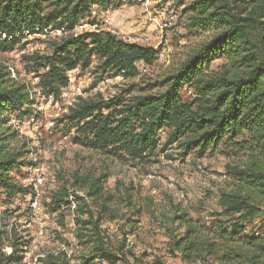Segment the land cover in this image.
I'll return each instance as SVG.
<instances>
[{"label": "trees", "instance_id": "1", "mask_svg": "<svg viewBox=\"0 0 264 264\" xmlns=\"http://www.w3.org/2000/svg\"><path fill=\"white\" fill-rule=\"evenodd\" d=\"M114 0H0V54L9 53L27 35L59 31L64 36L51 46L49 55L25 57L26 69L36 74L42 96L60 99L68 86V74L85 70L97 59L100 74L133 79L138 65L152 66L158 51L128 43L109 31L70 34L92 13ZM190 27L210 36L188 52L183 62L160 81L159 94L135 97L121 106L117 98L107 102L80 101L60 123L77 127L78 140L86 148L105 155L143 162L158 147L176 144L181 157L190 152L202 157L223 149L242 160L226 166L229 189L219 193L220 213L209 224H200L182 211L169 220L177 225L170 233V252L186 264L213 261L218 264H264V222L249 227L264 214V0H192ZM94 24H91V26ZM221 60L223 65L210 70ZM187 89L191 100H183ZM27 86L10 77L0 64V192L4 203L29 190L17 182L18 173L30 166L26 144L12 130L13 118L32 114ZM102 177L74 176L72 186L83 192L76 200V239L84 254L78 264L128 263L125 239L115 250L107 247L101 216L89 208L95 202L107 212L111 197L103 192ZM66 190L55 194L56 208L69 205ZM55 208V209H56ZM54 209V210H55ZM13 239V241H12ZM0 240L2 233L0 232ZM9 253L0 249V264H22L28 240L8 233ZM41 264H70L64 252L48 254ZM154 264H163L155 260Z\"/></svg>", "mask_w": 264, "mask_h": 264}, {"label": "rangeland", "instance_id": "2", "mask_svg": "<svg viewBox=\"0 0 264 264\" xmlns=\"http://www.w3.org/2000/svg\"><path fill=\"white\" fill-rule=\"evenodd\" d=\"M226 1V0H222ZM106 9L92 7L90 16L70 34L77 35L94 30L109 31L128 43L149 46L158 51L152 66L138 65L139 74L125 79L100 74L97 59L93 57L85 70H74L71 81L60 99L45 97L37 88L38 78L28 72L25 57L49 55L51 45L64 35L48 31L25 36L14 51L0 54V64L14 73L15 81L25 84L32 94V114L38 120L28 126L13 123L20 143L31 151L36 166L18 173L26 196H16L12 203H4L0 192V249L9 253L8 233L12 237L28 240L37 246L36 255H46L63 244L75 251L73 264L84 254L76 239V206L74 195L84 194L72 186L74 176L106 175L102 180L103 192L111 197L108 210L102 213L95 202L89 208L101 218V230L108 238L107 247L115 250L121 239L130 247L127 264H186L170 252V233L177 234V225L169 220L176 211H182L200 224H209L220 213L217 205L219 193L229 189L226 166L238 164L242 158L223 153V149L198 157L189 153L181 157L176 144L164 146L166 132H161L157 149L143 162H133L93 151L78 142L80 133L72 124L60 123L69 109L80 101L107 102L117 98L121 106L130 104L135 97L160 93V81L173 72L185 55L197 49L210 36L190 27L191 13L185 11L192 0H114ZM172 18L171 25L160 30V24ZM91 24H94L91 26ZM223 65L215 61L210 70ZM79 90V91H78ZM183 100H191L187 89H182ZM25 121V122H24ZM53 123L51 127L47 124ZM27 172L26 174H24ZM40 175L38 196L32 194V182ZM66 190L69 205L56 208L55 194ZM56 208V209H55ZM55 209V210H54ZM264 222L262 213L249 227L257 228ZM39 230L43 231L38 236ZM13 241V239H12ZM75 247H79L78 250ZM117 264H126L118 262ZM194 264H218L213 261Z\"/></svg>", "mask_w": 264, "mask_h": 264}, {"label": "built area", "instance_id": "3", "mask_svg": "<svg viewBox=\"0 0 264 264\" xmlns=\"http://www.w3.org/2000/svg\"><path fill=\"white\" fill-rule=\"evenodd\" d=\"M171 21H172V18H170L169 20H166L165 22H163L162 24H160V30H164L165 28H167L168 26L171 25ZM126 42V41H125ZM137 44V43H136ZM10 71V77L13 79V80H16L15 79V76H14V73ZM73 72V71H72ZM70 72L68 74V82L71 81V73ZM27 90H28V93H29V97H30V100H32V94L30 93V90L28 89L27 87ZM65 90V89H64ZM79 91V90H78ZM62 95H63V92H62ZM26 118V124L28 126L30 125H33L36 124L38 122L36 116L34 114H30L28 117H25ZM20 123V122H23V120H18V119H15L13 118L11 120V126L14 127L13 123ZM25 122V121H24ZM48 127H51L53 125V123H49L47 124ZM16 131V130H15ZM17 132V131H16ZM18 134V132H17ZM28 150V148H27ZM29 151V154L27 156V160L30 162V166L26 169H23V171H27L28 169H32L36 166V160L34 158H32V155H31V151ZM27 172H25L24 174H26ZM33 184H32V194L34 196H38V187L41 185L43 179L40 175L37 176V178L35 180H30ZM18 182V181H17ZM43 234V231L42 230H39L38 232V236H42ZM130 247V244L128 243V241L125 243V249H129ZM79 247H75V249L78 250ZM36 249H37V246L32 243L29 245V242L27 243L26 246L23 247V251H22V264H41V260L45 258L46 255H36V256H33V253L36 252ZM59 252H64L67 256V258L70 259V264H73V256H74V253L75 251H70L67 249L66 246H64L63 244H60L59 245V248L56 252L54 253H49V254H53V255H57Z\"/></svg>", "mask_w": 264, "mask_h": 264}]
</instances>
